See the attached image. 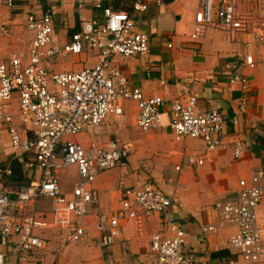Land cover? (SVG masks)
Masks as SVG:
<instances>
[{"label": "built area", "instance_id": "2783aa9c", "mask_svg": "<svg viewBox=\"0 0 264 264\" xmlns=\"http://www.w3.org/2000/svg\"><path fill=\"white\" fill-rule=\"evenodd\" d=\"M2 1L14 4V0ZM238 1L203 0L196 13L192 37L198 40L206 26H217L233 38L251 25L258 26L259 36L264 37V0H257L255 7L246 11L239 10ZM95 4L103 9L104 21L82 18L80 30L63 44L56 40V3L43 12H30L26 27L32 38L28 47L13 51L0 61V130L9 133L11 146L23 167L39 172L28 183L0 189V264H29L32 255L47 247L48 233L52 230L65 231L69 241L81 240L85 228L76 225L75 220L86 216L93 207L103 247L112 246L119 237L122 220H134L141 230L145 218L156 212L165 214V229L152 236L151 249L157 261L151 264H192L193 259L185 249L187 231L183 222L168 214L174 199L161 189L143 180L127 186L122 176L120 205L107 211L102 208L99 191L92 184L103 172L127 163L130 145L117 138L85 144L66 136L80 134L86 126H99L109 115L124 114L126 102L134 101L141 130L162 127L163 110L170 108L169 127L176 140L200 138L207 151H215L222 146L228 122L238 124L239 116L228 119L218 108L200 112L195 95L186 101H169L162 95H148L133 85L129 76L113 64L114 56L148 54L150 35L136 30L131 11L104 7L100 1ZM131 6L133 11L144 12L149 2L132 0ZM7 33L8 25L3 24L0 34ZM91 49L98 51V61L93 66L69 71H54L50 66L58 57L79 55ZM255 65L254 56L248 54L244 62L227 64L224 72L229 82L242 87L240 113L247 111L246 92L250 87L244 69ZM244 149V142L236 138L235 156L240 157ZM203 161L194 155L188 157L192 164ZM70 166L76 167L78 180L72 194L67 196L59 173ZM176 169L180 170L181 165ZM3 173L11 175L13 170L0 166V176ZM262 178L264 171L254 169L250 180L241 179L238 193L217 204L219 222L202 228L204 234H209L227 224L237 225L239 231L219 248L236 250L246 264H264V240L257 211L264 198ZM42 198L53 202L50 218L39 213ZM230 262L235 264L236 258Z\"/></svg>", "mask_w": 264, "mask_h": 264}, {"label": "crops", "instance_id": "0c3cea01", "mask_svg": "<svg viewBox=\"0 0 264 264\" xmlns=\"http://www.w3.org/2000/svg\"><path fill=\"white\" fill-rule=\"evenodd\" d=\"M98 1L104 7L131 11L136 20V30L150 35L148 54L114 56L113 64L129 76L133 85L148 95H162L169 101H186L190 95H195L200 112L218 108L228 119L239 116L238 124L228 122L222 146L215 151H207L200 138L176 140L169 127L170 108L163 110V126L154 130L139 128L136 121L138 108L134 101H127L124 114L113 116L109 123L88 126L77 141L106 143L117 138L129 144L131 150L125 165L103 172L92 184L99 191L102 208L107 211L120 205L123 198L120 177L125 178L127 186L143 180L174 199L168 214L172 219L183 222L187 231L185 249L193 259L192 264H232V258H236L235 264H246L236 250L219 248L239 231L237 225L227 224L209 234H204L202 228L219 222L217 204L238 193L241 179L250 180L254 169L264 171V37L259 36L261 29L251 25L247 31L229 38L222 28L206 26L202 37L195 40L192 34L196 13L203 0H163L162 3L147 0L149 8L144 12L133 11L132 0H14L13 5L2 1L0 28L7 24L8 33L0 34V60L13 51L28 47L32 38L26 27L30 12H43L56 3V40L63 44L80 30L82 18L104 21L103 9L95 4ZM256 2L239 0L238 8L246 11L255 7ZM97 53L91 49L79 55L58 57L50 62V66L54 71L93 66L98 61ZM248 54L254 56L256 65L244 69L250 87L246 92L247 111L240 113L242 87L239 83L229 82L224 72L227 64L244 62ZM62 58L70 60L62 61ZM236 138L245 144L240 157H236L233 150ZM191 155L203 158V164L188 162ZM14 161L21 163L23 174L13 170ZM177 165H181L180 170L176 169ZM0 166H9L14 172L0 176V189L28 183L39 175L37 170L23 167L6 130H0ZM148 172L154 176H148ZM158 173H164L166 178L158 179ZM59 176L63 193L70 196L78 180L76 167L70 166ZM68 176L74 179L68 181ZM45 200L50 204H39V213L50 218L53 202L49 198H42L40 202ZM257 211L264 240V198ZM164 218L165 214L154 213L145 218L141 230L134 220H122L119 237L112 246L103 247L96 230L97 213L93 207L86 216L75 220L76 225L85 228L81 240H67L65 231H49L47 247L32 255L29 264L155 263L157 255L151 249V240L155 232L165 229Z\"/></svg>", "mask_w": 264, "mask_h": 264}, {"label": "rangeland", "instance_id": "374dc122", "mask_svg": "<svg viewBox=\"0 0 264 264\" xmlns=\"http://www.w3.org/2000/svg\"><path fill=\"white\" fill-rule=\"evenodd\" d=\"M25 45H26V44H25ZM25 45H23V46H25ZM1 59H2V58H1ZM67 60H70V59H63V58H62V61H67ZM0 61H1V60H0ZM50 83H52V81H51ZM113 116H114V115H109V116L103 121V123H104V124H105V122H106V123H109V119H110V118H113ZM103 123H102V124H103ZM104 126H105V125H104ZM87 127H88V126H86L85 129H86ZM85 129H84V130H85ZM85 131H86V130H85ZM83 132H84V131H83ZM81 137H83V135H80V134H76V135H67V136H66V138L69 139V140H77V139H80ZM147 175H148V176H151V177L154 176V174H153L152 172H148ZM156 176L158 177V179H159V178H166L165 175H164V173H158V175L156 174ZM66 178H67V177H66ZM69 178H70V179H69ZM73 179H74L73 176H68V178H67L68 181H69V180L72 181ZM65 180H66V179H65ZM67 180H66V182H67V183H70V182H68ZM39 204H43V205H45V206H49L50 202H49V200H45V202L42 201V202H39Z\"/></svg>", "mask_w": 264, "mask_h": 264}, {"label": "trees", "instance_id": "16d2710c", "mask_svg": "<svg viewBox=\"0 0 264 264\" xmlns=\"http://www.w3.org/2000/svg\"><path fill=\"white\" fill-rule=\"evenodd\" d=\"M13 170L15 171V172H21L22 174H23V172H22V170H21V163H19V162H17V161H14L13 162ZM14 173V172H13ZM15 175V174H14ZM24 176V175H23ZM18 178V177H17ZM24 184V183H23Z\"/></svg>", "mask_w": 264, "mask_h": 264}]
</instances>
